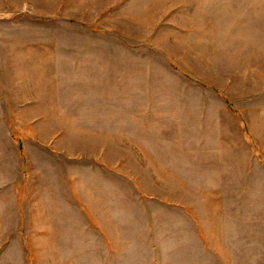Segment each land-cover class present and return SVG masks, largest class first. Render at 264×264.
Instances as JSON below:
<instances>
[{
    "label": "rangeland",
    "instance_id": "rangeland-1",
    "mask_svg": "<svg viewBox=\"0 0 264 264\" xmlns=\"http://www.w3.org/2000/svg\"><path fill=\"white\" fill-rule=\"evenodd\" d=\"M0 264H264V0H0Z\"/></svg>",
    "mask_w": 264,
    "mask_h": 264
}]
</instances>
